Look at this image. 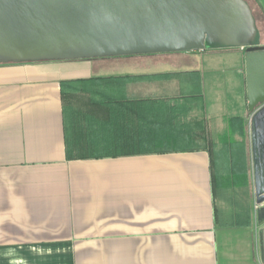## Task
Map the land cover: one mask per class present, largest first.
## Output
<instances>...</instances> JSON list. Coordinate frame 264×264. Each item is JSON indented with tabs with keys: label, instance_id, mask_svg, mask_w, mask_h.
Segmentation results:
<instances>
[{
	"label": "crops",
	"instance_id": "crops-1",
	"mask_svg": "<svg viewBox=\"0 0 264 264\" xmlns=\"http://www.w3.org/2000/svg\"><path fill=\"white\" fill-rule=\"evenodd\" d=\"M256 46H264V38ZM224 56L237 70L225 97L240 114L222 110L211 127L205 89H221L225 70L217 62ZM126 60L140 70L121 68ZM63 62H0V264H264L256 237L244 49L92 58L82 67ZM103 68L108 71L100 73ZM123 76L136 80L103 92L87 87L88 79ZM65 82L73 88L67 104ZM183 96L200 101L195 114L204 119V148L107 154L120 149L110 127L121 116L105 106L141 98L181 105ZM64 109L75 115L71 135ZM66 145L76 150L74 158L67 157Z\"/></svg>",
	"mask_w": 264,
	"mask_h": 264
},
{
	"label": "water",
	"instance_id": "water-1",
	"mask_svg": "<svg viewBox=\"0 0 264 264\" xmlns=\"http://www.w3.org/2000/svg\"><path fill=\"white\" fill-rule=\"evenodd\" d=\"M255 35L243 0H0L2 63L244 49L255 217L262 227L264 46H254ZM258 245L264 263L262 236Z\"/></svg>",
	"mask_w": 264,
	"mask_h": 264
},
{
	"label": "trees",
	"instance_id": "trees-1",
	"mask_svg": "<svg viewBox=\"0 0 264 264\" xmlns=\"http://www.w3.org/2000/svg\"><path fill=\"white\" fill-rule=\"evenodd\" d=\"M133 80H136L135 76L92 78L86 81L88 83L87 87L91 90L96 92L101 90L103 92L111 84ZM61 86L62 97L64 103L67 104L71 101L72 84L65 82L61 83ZM196 97L199 100L201 99V95H196ZM182 98L187 99L181 105L168 104L150 98L116 100L110 104L104 100L91 101L92 104L102 106L108 103L109 106H105L107 111L112 110L113 113H118L121 116V118L114 117V124L110 127V130L118 136L117 141L120 142V149L107 154L115 157L151 153L192 152L204 148L207 144L204 119L201 115L195 114V111L200 108V101L199 103H190L188 100L190 96H183ZM65 113L66 110L64 109ZM65 116L66 135L67 133L71 135L75 132L73 130H76L75 115H71L70 112ZM66 142L69 144V139ZM66 155L68 158H74L76 150L66 145Z\"/></svg>",
	"mask_w": 264,
	"mask_h": 264
},
{
	"label": "rangeland",
	"instance_id": "rangeland-1",
	"mask_svg": "<svg viewBox=\"0 0 264 264\" xmlns=\"http://www.w3.org/2000/svg\"><path fill=\"white\" fill-rule=\"evenodd\" d=\"M248 2V4L250 5V8L254 14V18H255V27L256 29V38L254 40V46L257 45L260 42V38H264V0H246ZM227 53V51L225 52ZM127 57V56H126ZM232 58V57H229ZM228 57H223L222 60H220V62L218 61L217 64L224 66V72L222 73V75H224V81L222 83L221 89H214V87L212 86V84H207L206 89H205V97H206V109L205 112L209 118L210 121V125L211 127L214 126L217 123V118L216 115L217 113L223 111H226L228 113H232V114H240V110H237L236 108H234L233 105H231L229 100L230 98L225 97V95L227 93L230 94V92H233L232 90L235 87V80H236V67L233 66V64L231 63V60H229ZM62 61V60H60ZM87 59H73V60H64V62L62 63L65 67L68 66H85L88 63L86 62ZM107 65H111L110 63H108ZM119 66L121 68H126L129 71H134L137 72L140 70L141 66L139 63L135 62L134 60H126L124 62H122L121 64H119ZM151 69V68H150ZM108 70H105L104 68L99 71L100 73H104L107 72ZM227 92V93H226ZM219 93V94H218ZM222 94V96H221ZM220 95V96H219ZM217 135L218 132L217 130L213 129L212 130V138L213 140H217ZM222 147V145L220 146V148ZM215 153H218L217 150L215 151ZM255 201V200H254ZM254 211H256L255 209V202H254ZM264 226L262 227H258L256 229V237H257V241L259 242V240L261 239V236L263 237L264 240V232L262 231ZM262 231V233H261ZM259 249V248H258Z\"/></svg>",
	"mask_w": 264,
	"mask_h": 264
},
{
	"label": "built area",
	"instance_id": "built-area-1",
	"mask_svg": "<svg viewBox=\"0 0 264 264\" xmlns=\"http://www.w3.org/2000/svg\"><path fill=\"white\" fill-rule=\"evenodd\" d=\"M257 207H256V205H255V209H256Z\"/></svg>",
	"mask_w": 264,
	"mask_h": 264
}]
</instances>
